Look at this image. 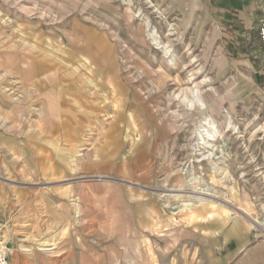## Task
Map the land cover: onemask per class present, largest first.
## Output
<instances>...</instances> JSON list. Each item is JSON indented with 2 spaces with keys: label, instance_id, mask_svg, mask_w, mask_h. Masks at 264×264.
<instances>
[{
  "label": "rangeland",
  "instance_id": "obj_1",
  "mask_svg": "<svg viewBox=\"0 0 264 264\" xmlns=\"http://www.w3.org/2000/svg\"><path fill=\"white\" fill-rule=\"evenodd\" d=\"M186 2L0 0V94L13 92L29 104L23 121L43 114V99L17 97L46 70L29 71L30 53L61 62L67 52L71 75L83 70L90 77L79 89L74 77L48 81L72 110L62 118L45 111L47 118L80 123L50 127L46 135L69 136L59 144L75 151V170V157L57 173L32 165L29 153L0 160V239L10 257L19 255L15 264H264V83L256 79L264 61L239 56L242 39L210 15L180 13ZM99 51L106 63L118 62L121 110L137 113L149 131L131 153L132 141L122 140L123 158L109 167L100 161L109 152L111 70L102 71ZM89 59L96 72L78 66ZM191 73L194 83L206 78L203 89L219 101L210 115L221 134L216 168L199 160L206 151L198 145L203 115L173 99L194 85ZM246 231L243 241L231 238ZM45 241L57 243L56 253L38 250Z\"/></svg>",
  "mask_w": 264,
  "mask_h": 264
},
{
  "label": "crops",
  "instance_id": "obj_2",
  "mask_svg": "<svg viewBox=\"0 0 264 264\" xmlns=\"http://www.w3.org/2000/svg\"><path fill=\"white\" fill-rule=\"evenodd\" d=\"M186 1L187 2L184 6L185 10L179 11L180 13L184 12L188 14H200L201 16L210 15L211 20H212L211 22L218 23L219 25H223L225 29H231L233 32L235 31L236 36L239 39H242V43H243L242 47L245 52L244 53L239 52V56H242V57L252 56L253 58H258V59L260 58V59H263L264 61V43L260 41V38L258 35V26L260 22L264 19V0H186ZM254 20L258 21L256 27L253 26ZM199 25L201 29H204L206 27V23H203L202 21L199 22ZM93 49L95 48L93 47ZM30 54L32 57L31 60L33 61L32 63H34V65L33 64L29 65L31 66V68H29V71L33 69L37 71L36 68L38 67V65H44V67L46 65V70L41 72L40 74L35 75V77H32V80L30 83V89L23 88V90L21 91L22 96L21 97L17 96V97L23 100H25L26 98L28 101L29 100L33 101L38 98L43 99V106H42L43 109L41 108V111H43V114H41L42 117L30 119V120H27V122L23 121V118H25L24 115H26V112L28 110H31V108H28L29 104H26L25 102H17L15 95L12 92L10 94H6L8 92L5 91L3 95L0 94V160L4 158L15 160V159H18L19 156L21 155L28 156V153H29V156H30L29 162H31L32 165L39 166V167L42 166V169H46V170L48 169L51 170L55 167H60V169H57V172H59L60 170H62V168L65 167L64 165L65 159L70 160L72 157H75V161L77 164L79 163V159L77 158L74 150H72L73 148L70 150L71 147L64 148L63 146L61 147L59 144L60 140L67 141L69 139L68 135L64 136L61 134V136H59L58 133H55V135L50 134L46 136L47 130L50 127L53 129L54 127H58V126H62V127L73 126V124L78 125L80 123L78 122V120L74 118L71 120L68 119V121L69 120L71 121V122H67L68 125L67 124L62 125L63 121L65 122L67 121L66 119L55 120V119L47 118V115L44 114L45 111H49L51 114H55V115H57L56 111H58L62 118L64 116V113H68L69 112L68 110L70 111L72 110V108L66 107L65 104L63 105L62 103L63 100H61L62 98H61L60 93L56 94L55 90L51 89L48 83L53 82L55 79H58L60 81L61 78H66V77L67 78L74 77L73 78L74 82H77L76 80H79V79L83 81V80L89 79L90 77H89V74L87 76H84V74L86 75L85 71H82L81 73L79 72L77 77L68 75L67 73L70 72V70H68V67L66 70L63 68L64 67L63 60H65L66 58L69 61L67 57L65 58L62 57L63 60H61L60 62L55 59L49 60L48 55H45V54L44 55H39V53H30ZM95 56L99 57L102 60L101 64L104 65L101 68L102 71L104 69H107L108 67L111 70L109 74V79L111 80L110 89L112 88L110 90L111 103L114 102L115 111L117 112L120 111L121 112L120 114L122 115L118 117V119L115 120L117 133L119 132L117 136L120 135L119 137H116V140H115L116 145L118 144L117 145V148H118V146H120V144L122 143V140L127 141L126 134H127V131L129 132L130 127L135 128L136 132H138V135L140 134V132L145 134L146 132H149V131H147L144 126L142 127L139 125L140 123L138 120L137 113L135 114L133 112H130V114H128V112H126L127 111L126 109L122 111L120 108L122 105L121 99L119 96L120 85H119L118 80L115 79L117 78L115 74V72H117V70H115L117 68L116 66H118L117 60L115 58L114 59L111 58V60L106 63L104 58L100 55V51L95 53ZM112 62H114L115 64ZM113 66H115L116 68ZM101 69L98 68V72H100ZM92 70L93 72H96V66L93 65ZM18 71L22 72V74H24L25 72V71H22L21 68H19ZM80 74H81V77H80ZM103 75H106V72L103 73ZM256 79L264 83V70L257 71ZM48 81H51V82H48ZM80 83L81 82L78 81L74 85L78 86ZM115 100H117L118 103L120 104L115 103ZM96 104H97L96 102L90 101V105L95 108L98 107ZM110 107L112 108V105H110ZM19 112H23L22 115H19L18 114ZM123 115L125 116V118L123 117ZM109 128H110V122H109ZM107 135H108V131H107ZM58 136L59 137L63 136L65 138L60 139V138H57ZM52 137H56L57 139L56 140L51 139ZM51 141L53 142V144L54 142H56L54 146L52 144V147H51ZM37 145L39 146L40 149L38 148ZM64 152H66L67 156L66 154L64 155ZM39 158L41 159L40 162H39L40 160ZM120 158L121 157L117 158L116 160H119ZM106 159L103 162L100 161V164H102V166L106 164L105 165L106 167L111 166V164H113L114 161L111 159L109 152L107 154ZM43 164H46L44 165L46 167H44ZM0 220H1V213H0ZM248 233L249 231L241 232V233H233L231 238L236 239L238 241H243L247 238ZM34 254H33L34 257L32 258L33 260H35ZM24 256L31 257L26 252L24 253ZM19 258H20L19 255L11 256L10 257L11 262H9V264L10 263L15 264L17 262V259ZM220 261L221 260L218 258L215 260L216 263H219Z\"/></svg>",
  "mask_w": 264,
  "mask_h": 264
},
{
  "label": "bare ground",
  "instance_id": "obj_3",
  "mask_svg": "<svg viewBox=\"0 0 264 264\" xmlns=\"http://www.w3.org/2000/svg\"><path fill=\"white\" fill-rule=\"evenodd\" d=\"M152 35V34H151ZM154 36V35H153ZM156 39V38H155ZM158 40V39H157ZM157 44H159L157 42ZM87 47V46H86ZM170 47V46H169ZM165 48V47H164ZM167 48V47H166ZM165 48V54H169L170 52V49H166ZM64 52V51H63ZM69 52V51H68ZM71 53V52H70ZM78 53V52H77ZM67 55L65 57H67L68 59L71 57V54L69 53H64V55ZM40 57V56H39ZM74 58V57H73ZM41 59V58H40ZM176 57L174 56L171 60V62L173 64H176ZM194 59V58H193ZM66 61H68L66 58H65ZM72 60V59H71ZM197 60V59H196ZM75 61V60H74ZM40 62V61H39ZM53 63V62H52ZM63 63V62H62ZM70 63V62H69ZM80 65H78L80 68H87L88 65L91 67L92 69V66L90 64V59L87 61V60H84V61H80ZM114 63V62H112ZM55 64V63H54ZM115 64V63H114ZM113 64V65H114ZM111 65V64H110ZM63 67V66H62ZM115 67V66H113ZM65 70L67 69V63H65L64 61V67H63ZM110 69V68H109ZM114 69V68H112ZM69 70V69H68ZM180 70V69H179ZM83 71V70H82ZM81 71V72H82ZM93 71V70H91ZM63 72V71H62ZM65 72V71H64ZM68 72V71H67ZM75 72V71H74ZM60 73V72H59ZM68 75H71V72H68L67 73ZM85 78V77H84ZM37 79V78H36ZM35 79V80H36ZM44 79V78H43ZM210 79V78H209ZM41 80V79H40ZM195 73H191L190 77H189V81L193 84L194 81H195ZM39 81V80H38ZM80 81L81 83L79 84L81 86L82 84V80L79 79L77 80V82ZM208 80L205 78V79H202L198 82H195L194 85L192 87H186L182 90H180L179 92H175L174 95H173V99H175L176 101L180 102V104H183L186 108V110H188L190 113H193V112H197L199 115H203V118H202V122L201 124L199 125V129L197 130L198 133H199V136L202 140V143H199L198 141V145L200 147H203L204 149L206 148V151L205 152H200V154H202V157L199 159L200 161L202 160H207L209 161L211 164L214 165V168L215 165H217L218 163L215 162V159L217 158H220V155H218V152H222L221 148L218 147V145H216V143L219 141L220 137H221V134L219 133V129H217V124L216 122H214L212 120V117L210 116L214 110L216 109L217 105L219 104L217 100L214 99V91L210 92V91H205V89H203V85L206 84ZM75 82V83H77ZM211 82V81H210ZM41 83V82H40ZM87 83V82H85ZM79 85L78 86H74L75 89H78L79 88ZM113 85V84H112ZM211 87V86H210ZM39 88V87H38ZM206 88V87H204ZM27 89V88H26ZM112 89V88H111ZM110 89V90H111ZM215 89V88H214ZM13 93V92H12ZM14 94V93H13ZM22 94V93H21ZM21 94H17L18 97H21L22 95ZM94 94V93H93ZM15 95V94H14ZM16 96V95H15ZM63 99V98H62ZM61 99V100H62ZM114 99V98H113ZM120 100V99H119ZM63 103V102H62ZM115 103H118L117 100H115ZM120 104V103H118ZM176 104V103H175ZM62 105V104H61ZM112 105V108H113V113L112 114H109L108 115V118L111 119L110 121V128L108 130V138H109V155L111 156V159L113 161H115L117 158L120 157V151H122L121 149L118 150V148H120V146H118L117 148V145L115 143V140H116V137H119L117 136L118 133H117V129H116V124H115V120L118 119V117L122 116L120 113V111H115V105H114V102L111 103ZM68 107V106H66ZM121 108V107H120ZM118 109V108H117ZM70 112V110H68ZM67 111V112H68ZM123 111V110H122ZM8 112V111H7ZM136 114V113H135ZM209 114V115H207ZM136 116V115H135ZM123 117L125 118V116L123 115ZM122 118V117H121ZM228 119V118H227ZM67 120V119H66ZM70 121V120H69ZM75 123V122H74ZM192 123V122H191ZM67 124V123H66ZM121 124V122H120ZM199 124V122H198ZM68 125V124H67ZM140 125V124H139ZM226 126L228 128H230V130H233L235 131L236 128H234V125L232 124L231 120L227 121L226 122ZM143 127V126H142ZM140 129V128H139ZM129 130L131 132H128L127 131V137L126 139H128V141H132V145H131V149L129 151V153H131V151L133 150V148H136L138 145H139V142L142 140V138L144 137L145 138V134L144 133H141L138 135V132H136V129L135 128H129ZM228 131V130H227ZM41 135V134H40ZM133 135L136 136V138L133 139ZM65 136V135H64ZM46 138V137H45ZM65 138V137H64ZM122 139V138H121ZM125 139V138H124ZM130 139V140H129ZM69 140V139H68ZM41 141V140H40ZM121 141V140H120ZM52 142V141H51ZM118 142V141H117ZM123 142V141H122ZM126 142V141H125ZM36 143V142H35ZM33 144V143H32ZM43 144V143H42ZM49 144V143H48ZM125 144V143H124ZM34 145V144H33ZM46 145V144H45ZM36 146V145H35ZM38 146V145H37ZM47 146V145H46ZM32 147V146H31ZM44 147V146H43ZM39 148V146H38ZM124 148V147H123ZM40 149V148H39ZM43 150V149H42ZM73 150V149H72ZM26 151V150H25ZM54 151V150H53ZM49 152V151H48ZM47 152V153H48ZM75 152V151H74ZM119 153V154H118ZM66 154V152H64V155ZM76 154V153H75ZM67 156V154H66ZM64 156V157H66ZM47 157V156H46ZM45 157V158H46ZM51 158V157H50ZM49 158V159H50ZM54 158V157H53ZM123 158V157H121ZM47 159V160H49ZM52 159V158H51ZM197 159V158H196ZM107 160V159H106ZM126 160V159H125ZM198 160V161H199ZM34 161V160H33ZM70 160H67L65 159L64 160V165L66 167L67 163L69 162ZM40 162V161H39ZM67 162V163H66ZM71 166L70 169L72 170H75L74 167L78 166V164L76 163L75 161V158L74 160L71 161ZM103 162V161H102ZM120 162V161H119ZM49 163V162H48ZM41 164V163H40ZM52 164V163H51ZM46 165V164H43V166ZM125 165V163L123 164V166ZM41 166V165H40ZM49 166V165H48ZM68 166V165H67ZM42 167V166H41ZM46 167V166H44ZM52 167V166H51ZM81 167V166H80ZM57 169H60V167H55L53 169H51L52 171H54V173L57 172ZM80 169V168H79ZM41 185V184H40ZM199 193H203V194H207L205 192H203L202 190L199 192ZM70 196V195H69ZM175 197L177 198H182L184 197V195L182 194H174ZM193 197V196H192ZM71 198H75V197H70ZM197 199L199 200H207L206 197H204L203 195H197L196 196ZM76 199V198H75ZM194 199V198H193ZM73 200V199H72ZM200 202V201H199ZM207 202V201H206ZM203 203V202H202ZM76 206H78L77 208V216L79 217L81 212H80V207H79V203L78 201L75 202ZM190 205V204H189ZM189 205L186 204V208L188 209ZM73 206V205H72ZM192 210V208H191ZM85 218V217H84ZM160 226V225H159ZM156 230V229H155ZM3 243L4 240L2 241ZM58 246H57V243L55 242H48V241H45V242H42L39 246H38V250L40 251H44L46 253H49L51 255V253H56L55 250H57ZM24 251H27L29 252L28 254L32 257L33 256V250L30 248V247H24L23 248ZM130 261V260H129Z\"/></svg>",
  "mask_w": 264,
  "mask_h": 264
},
{
  "label": "built area",
  "instance_id": "obj_4",
  "mask_svg": "<svg viewBox=\"0 0 264 264\" xmlns=\"http://www.w3.org/2000/svg\"><path fill=\"white\" fill-rule=\"evenodd\" d=\"M258 35L260 41L264 43V19L260 22L258 26ZM0 239V264H9L10 262V250L6 247V244Z\"/></svg>",
  "mask_w": 264,
  "mask_h": 264
}]
</instances>
